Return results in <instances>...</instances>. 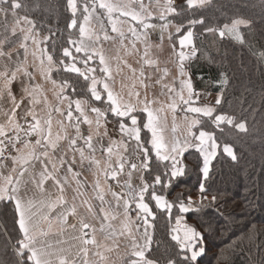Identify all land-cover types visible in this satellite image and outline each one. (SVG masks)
<instances>
[{
    "label": "snow or ice",
    "instance_id": "1",
    "mask_svg": "<svg viewBox=\"0 0 264 264\" xmlns=\"http://www.w3.org/2000/svg\"><path fill=\"white\" fill-rule=\"evenodd\" d=\"M62 3L61 29L49 0H0V206L12 209L0 236L14 257L0 264H200L206 236L190 217L218 211L226 195L214 187L215 163H238L244 137L264 144V122L248 119L264 114V90L259 100L247 88L230 99L223 58L197 39L244 46L253 19L213 22L205 13L214 0ZM253 7L264 20V0ZM165 38L171 69L154 51ZM253 54L264 63V46ZM201 61L220 66L197 77ZM189 174L194 191L174 194ZM160 217L171 242L164 252Z\"/></svg>",
    "mask_w": 264,
    "mask_h": 264
},
{
    "label": "trees",
    "instance_id": "2",
    "mask_svg": "<svg viewBox=\"0 0 264 264\" xmlns=\"http://www.w3.org/2000/svg\"><path fill=\"white\" fill-rule=\"evenodd\" d=\"M176 2L180 4L182 0ZM49 3L58 7L52 26H56L58 19L59 27L62 29L66 16L62 0H49ZM258 4L259 0H214L213 7L205 13L213 22L237 15L250 17L254 21L250 30L242 29L247 40L244 46L229 42L227 38L221 41L211 34L201 36L198 41L202 51L211 52L217 59L223 58L222 66L233 78L228 93L230 99L233 93L239 96L247 88L251 92L249 99L255 97L259 100V94L264 90V63L253 54L258 53L264 46V20L261 19L259 7H253ZM34 16L39 24L42 15L35 13ZM195 65H197L194 69L196 76L203 75L206 79L215 72L216 67L220 66H209L203 61ZM196 85L202 91L206 87V84L200 83L198 79ZM208 91L215 93L212 87H208ZM225 107L227 108V105ZM248 119L250 126L255 124L256 127H261L264 114L257 113L255 116H249ZM237 152L240 157L238 163L231 162L230 159L214 162V187L226 193L220 202L219 210L206 209L205 212L194 213L190 217V222L199 224L206 236V252L200 264H262L264 262V144L253 137H244L237 146ZM194 158L190 157V159ZM183 179V184L174 190V194L185 188L194 191L197 184L196 175L189 174ZM165 222L166 217L159 218L155 234L161 252L171 244ZM5 223L11 228L12 209L0 206V228H3ZM253 225L256 226L254 232L258 234L249 240L247 236ZM233 241L237 243L233 244ZM4 243V238L0 236V258L14 259L11 248L4 250Z\"/></svg>",
    "mask_w": 264,
    "mask_h": 264
},
{
    "label": "crops",
    "instance_id": "3",
    "mask_svg": "<svg viewBox=\"0 0 264 264\" xmlns=\"http://www.w3.org/2000/svg\"><path fill=\"white\" fill-rule=\"evenodd\" d=\"M152 10H153L154 13H157V14H158V9H156L154 5H153V7H152ZM151 35H152V38H153L152 42H153L154 44H155V43H160L159 35H158L157 33H152ZM197 44H198V41H197ZM105 47H106L107 49H109V53H110V54L115 55V51H114L112 45H110V44H106ZM154 51H155V55H156V57L159 59L160 67H161V68L168 67L169 69H171V68H172V65H171V63H169V60H170V57H169V54H168V52H169V43H168V41H167V38H165V40H164V42H163V50H154ZM121 55H123V52H121ZM129 62H133V58H129ZM196 66H197V65H194V66H193V71H194V69L197 68ZM125 73H127V70H126V69H125ZM117 80H118V81L120 80V77H119V76L117 77ZM49 87H50V86H49ZM117 87H119V84H117ZM198 90H200V89H198ZM155 91H156L157 95H159V86L156 87ZM200 91H202V90H200ZM149 95H151V93H149ZM214 96H215V93H213L212 96H209V97H207L206 99H207L208 101H212V100L214 99ZM159 98H160L161 100H165V99H166V98L163 97V96H160ZM49 99H50V100L53 99L51 93H49ZM170 122H171V121H170V118H169V123H170ZM112 255H113V258H115L116 253H113Z\"/></svg>",
    "mask_w": 264,
    "mask_h": 264
},
{
    "label": "rangeland",
    "instance_id": "4",
    "mask_svg": "<svg viewBox=\"0 0 264 264\" xmlns=\"http://www.w3.org/2000/svg\"><path fill=\"white\" fill-rule=\"evenodd\" d=\"M175 3L177 4L176 0H175ZM200 39H201V37H200ZM200 39H198L197 41H199Z\"/></svg>",
    "mask_w": 264,
    "mask_h": 264
},
{
    "label": "built area",
    "instance_id": "5",
    "mask_svg": "<svg viewBox=\"0 0 264 264\" xmlns=\"http://www.w3.org/2000/svg\"><path fill=\"white\" fill-rule=\"evenodd\" d=\"M200 37H201V36H199L198 39H200ZM198 39H197V40H198Z\"/></svg>",
    "mask_w": 264,
    "mask_h": 264
}]
</instances>
